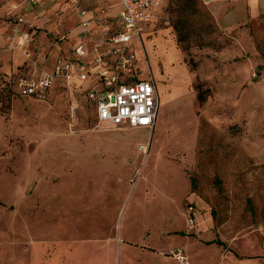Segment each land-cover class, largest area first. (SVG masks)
<instances>
[{
    "label": "rangeland",
    "instance_id": "obj_1",
    "mask_svg": "<svg viewBox=\"0 0 264 264\" xmlns=\"http://www.w3.org/2000/svg\"><path fill=\"white\" fill-rule=\"evenodd\" d=\"M77 1L0 0V264L58 252L59 264H121L123 250L176 246L192 264L264 262V13L227 31L213 14L222 0L159 7L131 42L160 98L150 131L99 126L64 92L19 96L18 78L49 68L78 9H119Z\"/></svg>",
    "mask_w": 264,
    "mask_h": 264
},
{
    "label": "built area",
    "instance_id": "obj_2",
    "mask_svg": "<svg viewBox=\"0 0 264 264\" xmlns=\"http://www.w3.org/2000/svg\"><path fill=\"white\" fill-rule=\"evenodd\" d=\"M113 1L119 11L99 20L88 10L78 9L77 32L70 50L57 55L40 74L18 78V94L47 100L52 92H64L69 95L72 112L78 111L86 101L99 126L152 131L159 94L153 78H139L137 55L131 42L137 39L141 44L144 28L153 21L166 0ZM71 2L78 8L77 0ZM27 40L23 37L18 46L22 48V42ZM188 220L192 224L190 217ZM172 256L180 264L185 263L180 251Z\"/></svg>",
    "mask_w": 264,
    "mask_h": 264
},
{
    "label": "crops",
    "instance_id": "obj_3",
    "mask_svg": "<svg viewBox=\"0 0 264 264\" xmlns=\"http://www.w3.org/2000/svg\"><path fill=\"white\" fill-rule=\"evenodd\" d=\"M105 7H106L105 10L92 11V12L90 11V14L93 15L95 19L112 16L113 11L111 12V10H109L107 4L105 5ZM118 11L119 9H117L116 12ZM263 13H264V0H222L220 4L216 6V12L213 11L218 27L223 30H227V31L233 28H236L238 26H241L242 24H245L247 21H250V20L253 21V19H257ZM72 30H71V33L68 34L67 37H65L66 41L64 42H66V45L58 44L56 46L55 56L59 54L67 53L70 50L71 46L74 44L75 35L77 32L76 26ZM159 103H160V98H159ZM159 107H160V104H159ZM157 116H158V113H157ZM156 122H157V118H156ZM156 122H155V125H156ZM190 226H192V224H190ZM178 233H184L185 235H183V237L189 238L190 240L194 242L193 238L188 236L187 231L181 232V231L176 230L172 234H175L176 236H178L177 235ZM195 244L198 247L202 246L200 242H196ZM121 245H119V248H118L119 251H117V254L119 256L122 250ZM184 250H186V248H183L181 246L171 247L168 249H156V252L142 250L141 248L138 250H133V251L123 250L122 255H121L122 257L121 264H149L150 260H152L154 264H180L177 261V259L174 256H172V253L176 251H180L182 255L185 257L184 264H192L188 251H184ZM166 252H170L171 254L166 255L165 254ZM61 256L62 254H60L59 252L57 254L55 253L53 262H50L48 264H59ZM94 264H97V262H95ZM218 264H264V262H261L258 259L241 258L239 256L230 254V255L224 256Z\"/></svg>",
    "mask_w": 264,
    "mask_h": 264
},
{
    "label": "trees",
    "instance_id": "obj_4",
    "mask_svg": "<svg viewBox=\"0 0 264 264\" xmlns=\"http://www.w3.org/2000/svg\"><path fill=\"white\" fill-rule=\"evenodd\" d=\"M197 90V101L199 102V104H203L205 101H206V95H204L203 92H201V90L198 91V89L196 88ZM217 244H219V242H217Z\"/></svg>",
    "mask_w": 264,
    "mask_h": 264
},
{
    "label": "bare ground",
    "instance_id": "obj_5",
    "mask_svg": "<svg viewBox=\"0 0 264 264\" xmlns=\"http://www.w3.org/2000/svg\"><path fill=\"white\" fill-rule=\"evenodd\" d=\"M140 149H144L143 147H140ZM144 153H146V151H144Z\"/></svg>",
    "mask_w": 264,
    "mask_h": 264
}]
</instances>
